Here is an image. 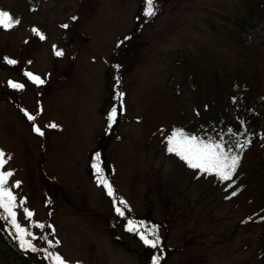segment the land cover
Listing matches in <instances>:
<instances>
[{"label": "rangeland", "instance_id": "rangeland-1", "mask_svg": "<svg viewBox=\"0 0 264 264\" xmlns=\"http://www.w3.org/2000/svg\"><path fill=\"white\" fill-rule=\"evenodd\" d=\"M135 8V0H0V10L19 20L0 26V150L7 160L0 171L13 173L5 187L29 234L19 233L2 212L19 243L41 240L54 264L56 255L67 264H138L112 236L137 248L127 234L135 230L117 224L105 192L86 170L103 128L99 108H108L105 60L115 38L133 26ZM157 10L153 26L143 30L140 59L123 79L117 140L104 150L112 182L128 210L167 222L170 252L163 264H264L256 257L264 226L237 227L246 213L241 201L224 200L222 188L196 177L166 150L176 126L192 129L205 121L219 86L220 105L231 114L241 105L232 104L233 94L250 86L245 105L258 115L251 134H261L242 164L258 162L264 0H165ZM29 72L44 83H31ZM53 123L58 127L48 126ZM24 208L34 215L28 218ZM0 264L17 263L0 254Z\"/></svg>", "mask_w": 264, "mask_h": 264}, {"label": "trees", "instance_id": "trees-1", "mask_svg": "<svg viewBox=\"0 0 264 264\" xmlns=\"http://www.w3.org/2000/svg\"><path fill=\"white\" fill-rule=\"evenodd\" d=\"M160 1L163 3L165 0ZM160 1L154 0V14L152 16H146L147 0H135L136 8L132 16L133 26L119 37H116L112 43L109 56L105 60L106 63L103 72L104 87L106 89V96L103 103H108V108L106 110H102V106L99 108L102 115L103 128L101 133L95 138L94 148L88 153L89 160L86 167L88 176L95 179L105 191L113 210L115 211L116 207H120L124 211L123 216L115 211L117 214V224L122 227L125 225L131 231L135 230L136 234H127L132 238L137 248H131L127 242L125 243L123 239L113 233L112 236L114 242L117 243L118 246L123 249L129 248L130 252L132 251L137 255L138 264H163L164 259L167 258L170 252V248L164 243L165 236L168 232V225L165 220L157 222L152 219L148 213L139 216L135 215L131 209L128 210L127 203L118 195L112 182L110 169L104 162V150L110 143L117 140L113 132L118 123L124 95L123 79L140 59V49L147 41L143 35V30L146 27L153 26L154 19L158 13V2ZM126 37H130V39H125ZM248 89L251 90L250 86ZM248 89L243 88L240 92L238 91L237 94L233 92L232 104L236 105V107L238 103H241V105L238 107V110L233 106L231 114L220 105V91L222 92V88L219 86V91L216 90L215 98L212 101V104H215L214 110L207 114V117L204 118L205 121L202 119L198 122V125L193 128L192 126L194 125L192 124V129L186 128L184 124L175 127V129H182L185 133L194 135L204 141L223 143L229 155H238L240 157L238 166L231 180H221L215 173L209 174L199 169H195L194 174L196 177L211 179L217 187L222 188V191L226 192L223 197L224 200L237 198V203L241 201L246 207V213L241 220L238 221L237 227H245L246 229L258 225L261 227L262 225L264 226V141L261 149H257L259 153L258 162L252 165V167H249L251 170H249L248 164L244 166L242 164L246 152L251 149L253 139H258L261 134L260 132L258 135L255 133V136L251 134V130H255L254 124L258 115L251 114L249 106L245 105V100L249 95ZM120 93L123 94L122 97L119 95ZM259 101L258 103H260L264 109V90L259 95ZM217 106L220 107L217 108ZM113 107H116L118 110L116 123H110L109 120ZM247 123L250 124L249 127L246 126ZM197 127H200L201 130L195 131ZM168 153L176 157L183 166L189 167L186 161L182 160L177 154ZM94 165L99 166L101 170L99 173ZM100 176L111 186V195H109L108 187L100 183L98 179ZM233 193H235V195H233ZM121 201H123V203H121ZM2 217L6 216L0 210V246L2 247V252L0 254H2L4 259L12 258L17 264H54L50 254L47 253L48 251L45 250V247L41 244V240H28L32 247L20 244L19 241H21V239H19L18 236L14 237V234L10 233L7 220ZM262 231L261 237L264 241V230ZM142 236L154 241L158 237L159 242L156 247L153 248L144 243L143 239H141ZM32 248L36 250L33 251ZM256 257L259 258L261 263H264V242L261 243L257 250Z\"/></svg>", "mask_w": 264, "mask_h": 264}, {"label": "snow or ice", "instance_id": "snow-or-ice-1", "mask_svg": "<svg viewBox=\"0 0 264 264\" xmlns=\"http://www.w3.org/2000/svg\"><path fill=\"white\" fill-rule=\"evenodd\" d=\"M154 14V0H147V8L145 11L146 16H152ZM19 20L14 19L12 15L6 11L0 10V26L4 28H11L15 24H18ZM64 27H68L64 25ZM43 39V37H41ZM125 39H130L126 37ZM56 56H62V51H56ZM9 64H15V60H8ZM25 75L34 83L42 84L44 81L32 73H25ZM9 84L12 88L22 89L23 84L15 83L9 81ZM122 97V93L119 94ZM118 116V110L116 107H113L110 113V123H116ZM30 121H35L36 117L33 115H28L27 117ZM51 128L58 127L56 124L48 125ZM37 134L43 136L44 132L38 127L35 126L33 129ZM168 141L167 151L177 154L182 160L186 161L189 167L193 169H199L202 172L209 174L215 173L221 180L227 181L231 180L235 170L238 166L240 157L238 155H229V152L225 150V145L223 143H213L204 141L194 135L185 133L182 129H174L172 133L166 137ZM7 163L5 159V154L0 150V169H3L4 165ZM97 172L101 170L98 165H94ZM13 173L11 171H0V208L4 209L7 213V217H11V223L18 230L19 233L28 235L26 229L21 227V225L16 220V212L14 211L15 206V196L10 189L5 187V184L8 181V178L11 177ZM101 184H104L108 187L109 195L112 194L111 186L107 184V181L103 179L102 176L98 177ZM19 182H17L18 186ZM235 195V193H233ZM21 201V205H23ZM123 203V201H121ZM115 211L121 216L124 215V211L120 207H116ZM24 212L28 218L32 217L34 213L27 208H24ZM2 217V218H7ZM39 227H44V225H38ZM144 243L150 245L153 248L156 247L159 242V238L154 240H149L147 237L142 236ZM51 243V241H49ZM24 244L28 247H32L29 241H24ZM35 251V248H32ZM57 264H67L62 257L56 255L54 257Z\"/></svg>", "mask_w": 264, "mask_h": 264}, {"label": "water", "instance_id": "water-1", "mask_svg": "<svg viewBox=\"0 0 264 264\" xmlns=\"http://www.w3.org/2000/svg\"><path fill=\"white\" fill-rule=\"evenodd\" d=\"M34 129V128H33Z\"/></svg>", "mask_w": 264, "mask_h": 264}]
</instances>
